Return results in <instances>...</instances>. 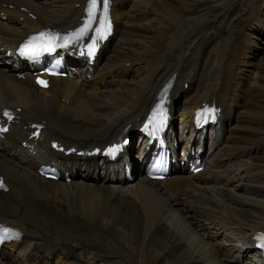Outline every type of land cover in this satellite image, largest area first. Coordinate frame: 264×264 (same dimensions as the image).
I'll return each instance as SVG.
<instances>
[{
	"label": "bare ground",
	"instance_id": "1",
	"mask_svg": "<svg viewBox=\"0 0 264 264\" xmlns=\"http://www.w3.org/2000/svg\"><path fill=\"white\" fill-rule=\"evenodd\" d=\"M86 1L0 0V109L21 108L19 123L0 133L7 187L0 222L23 234L2 247L0 264H255L236 243L264 226V202L245 195L247 184L264 191V128L258 118L234 125L244 102L264 107V57L249 60L264 40V0H113L114 32L95 62L69 59L78 76L52 77L38 89L5 50L45 25L75 26ZM157 99L170 103L171 124L179 118L187 126L204 100L222 107L212 149L194 159L205 165L200 172L174 164L168 178L150 181L133 160L138 176L130 180L121 163L68 161L41 143L35 151L20 146L22 126L40 120L43 139L88 148L111 141ZM185 153L195 157L191 147ZM42 164L70 180L44 179Z\"/></svg>",
	"mask_w": 264,
	"mask_h": 264
},
{
	"label": "snow or ice",
	"instance_id": "2",
	"mask_svg": "<svg viewBox=\"0 0 264 264\" xmlns=\"http://www.w3.org/2000/svg\"><path fill=\"white\" fill-rule=\"evenodd\" d=\"M108 5L109 0H87V7L85 10V19L82 25L76 30L67 34L40 32L37 35L31 36L21 46L20 54L30 58L38 57L44 52H54L57 48H66L71 44L80 42L90 31L94 35L90 38L91 42L87 45L89 55H91L96 48L97 41L103 40L111 29V24L108 20ZM102 6L99 15H97L98 7ZM95 24V27L93 25ZM39 83H44L39 81ZM163 101L157 106V109L153 112V117L159 114L160 119L158 124H162L165 118L164 112L161 111ZM208 112V110H205ZM5 115L11 119V116L5 112ZM149 123H152L150 118ZM19 234L0 226V243L5 240L18 239ZM261 241H264V236L258 237ZM264 247V243L261 244Z\"/></svg>",
	"mask_w": 264,
	"mask_h": 264
},
{
	"label": "rangeland",
	"instance_id": "3",
	"mask_svg": "<svg viewBox=\"0 0 264 264\" xmlns=\"http://www.w3.org/2000/svg\"><path fill=\"white\" fill-rule=\"evenodd\" d=\"M250 42V44H251V41H249ZM249 44V45H250ZM253 46H254V50H251V54H249V60H252V57H254V56H256V55H258V58H260L261 56L262 57H264V40L262 41V43H258V42H256V43H254L253 44ZM264 59V58H263ZM106 60V59H105ZM104 62V61H103ZM263 62V61H262ZM252 84H254V85H256V83H252ZM240 101H241V99H238L237 100V103L239 104L240 103ZM263 105H264V102L262 103ZM182 104L180 105V107H179V110L177 111V114H179L180 113V110H182ZM239 108L241 107V110H242V112H239V113H237V117H238V120L239 121H237V122H235V125L234 126H239V125H241L242 124V120L244 119V118H249V119H252V118H258V119H261V122L262 123H260V129H263L264 128V110H262V109H264V107H255V106H253L252 104H250V103H248V102H244V106H238ZM247 108V109H246ZM262 110V111H261ZM245 111H247V112H245ZM257 114H259V115H257ZM253 116V117H252ZM234 126H232V127H234ZM210 142H211V140H210V138H208V141H207V145H206V151H207V149H208V146H209V149H210ZM224 143L227 145V143L225 142V140H224ZM264 149V148H263ZM263 151L264 150H262L261 152L263 153ZM261 152H260V154H261ZM264 161H262V163H261V165H263L264 163H263ZM259 164V163H258ZM234 165H236L235 163H233V164H231L230 166L231 167H233ZM241 175H243L244 176V173H241ZM241 179H242V177H241ZM247 188V192L245 193V195H247V196H249L250 198L252 197H254V198H257L258 200H261V201H263L264 202V191H259V190H257V189H255L254 187L252 188V186H249V184H247V186H246ZM250 190V191H249ZM253 191H254V193H253ZM253 193V194H252ZM259 194V195H258ZM32 206V205H31ZM229 229V230H228ZM228 229H225V228H222V229H220L221 230V232H223L222 230H224L226 233V235H228V233H229V235L230 234H235L236 232L235 231H233L232 229H230V228H228ZM219 230V231H220ZM224 233V232H223ZM225 234L223 235V236H225ZM223 236L221 237L222 239H223ZM116 244L118 245L119 244V241H116Z\"/></svg>",
	"mask_w": 264,
	"mask_h": 264
}]
</instances>
